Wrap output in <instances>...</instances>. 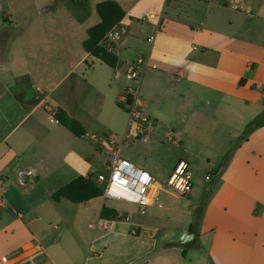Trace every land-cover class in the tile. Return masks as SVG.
<instances>
[{
	"label": "crops",
	"instance_id": "0c3cea01",
	"mask_svg": "<svg viewBox=\"0 0 264 264\" xmlns=\"http://www.w3.org/2000/svg\"><path fill=\"white\" fill-rule=\"evenodd\" d=\"M42 1L46 5L33 11L0 3V264H264V126L241 139L264 107V0H126L127 7L116 0L125 17L116 26L120 39L105 43L118 57L111 68L116 76L102 78L106 92L82 74L55 96L63 80L89 63L85 50L52 89L43 88L47 101L85 132L126 134L129 116L120 103L129 83L126 67L145 58L139 93L159 123L152 135L170 133L180 144L190 136L211 165L203 182H194L192 173L186 206L155 202L150 193L145 214L116 209L103 197L82 204L52 200L78 176L98 173L78 149L83 138L37 116L46 112L35 100L41 85L26 68L25 48L9 53L33 27L74 30L85 21L61 0L55 6L48 5L54 0ZM36 56L30 52V59ZM90 64L86 73L97 67ZM192 155L179 160L190 163ZM211 155L222 160L216 171ZM20 179L25 189L31 186L21 194L30 201H8L10 191L3 187ZM65 202L76 207L68 216L66 208L51 204ZM104 207L121 219H102Z\"/></svg>",
	"mask_w": 264,
	"mask_h": 264
},
{
	"label": "rangeland",
	"instance_id": "374dc122",
	"mask_svg": "<svg viewBox=\"0 0 264 264\" xmlns=\"http://www.w3.org/2000/svg\"><path fill=\"white\" fill-rule=\"evenodd\" d=\"M101 1L105 0H61V4L69 6L70 8H73V10H76V15L86 16L85 21L81 23V25H78L74 30L63 28L50 29L33 27L26 34L19 35L18 40L22 41L20 45L19 42L18 44L13 45V49L9 51L10 55L16 56L19 53L23 54V48H25V53L28 57L26 68L36 73V79L40 81L39 83L43 88L48 87V90L52 89V86L57 81L65 77L67 73L72 69L76 61L75 57H77L80 52H84L82 41L88 38L87 29L93 27V25L97 24L100 21V18L96 12V5ZM0 3L6 4L8 6H17L21 4L23 6H28L32 11L35 7L46 5L45 1L42 0H2V2L0 1ZM48 5L55 6L57 5V3L54 0L53 2H49ZM121 5L123 7H127L126 0L123 1ZM2 16L3 13L0 12V19ZM70 33H73V36H71ZM27 43H29V46L26 45ZM25 45L27 46V48L25 47ZM20 46V51L15 49L16 47ZM30 52H34L35 54H37V56L34 59H30ZM21 59L23 62H27L26 58L23 55ZM92 61L97 64V67L95 71H89V73H86V69L90 70L94 67L92 64H90V62ZM102 69L105 70V75H103ZM72 74L73 76L71 78L68 79V76L61 82V85L57 89L58 91H56L55 93L56 97L62 91V89L73 82L76 76L81 77V75L83 74L85 75V78L87 77V79H92L102 89L103 92H106V87L102 83V78L106 77L107 74H113L114 76H116V74H114L113 70L110 67H107L106 65H98L93 56L91 57L88 64L83 65L80 69ZM263 111L264 107L262 112ZM262 112H260V114ZM46 114L47 113H42V110H40L38 111L37 116H40L44 120H47L48 115ZM47 124H50L52 126V123L49 120L47 121ZM106 136L115 137L120 141L124 138L125 134L109 133ZM99 137L104 138V136ZM150 137L151 140L146 143L132 138L126 140V143L123 144L121 148L122 156L126 159H131V162L134 161L132 160L134 158L135 162L132 163L142 168L146 172L151 173L157 179L150 192L152 193V199L154 198L153 201L157 202V199H160V201L164 200L167 202H172L174 203V205L177 204V206H180V208H182L186 206V201L189 198L187 196H181L174 192L172 189L168 188L166 185H164V181L169 178L178 160L182 157H185V154L188 152V154L192 153L194 155H192L190 162L191 172L193 173V181H196V183L201 181L203 182V180H205V177L211 174V172L209 171L211 165L206 162L204 156V154L206 153L205 149L203 147L199 148L196 145L195 141L190 139V136L184 139L182 144H180L178 140L179 145L168 140L167 138H159L154 135H151ZM84 140L85 142L77 140L79 146L78 149L85 150V153L88 155V157H90L92 163L97 169L98 174H108V171L105 167V161L107 158L105 151L96 149V145L99 146L98 144H94L86 139ZM67 149H70V145ZM229 152L230 150H227L226 158L228 157ZM132 156L133 158H131ZM211 159L213 163H217V166H215L214 168V170L216 171L222 160L220 159V161H218V158L213 155H211ZM23 185L24 184L20 179L17 184H11L10 182L7 186L3 187V189H8V191H10V194L7 195V199H9L8 201H16L18 203L20 202V199L22 201H30V199H24L21 194H24V192L26 191H31V186L25 189ZM197 187L200 190H204L205 184H203L202 186V184L200 183L197 185ZM164 188L168 190H164ZM155 193L158 194L156 195ZM149 195L151 196V194ZM51 204L52 206L57 208V210L66 208V216H68V212L70 211L69 208H76L75 205L67 202L63 203L67 204L65 205L66 207H63L64 205H56L55 203ZM109 204L119 210H139L137 206L128 204L123 201L109 200ZM54 224L56 223L53 222L51 229H54ZM48 228L50 227L48 226ZM44 244L49 243L44 242ZM190 254H192V251L190 252Z\"/></svg>",
	"mask_w": 264,
	"mask_h": 264
},
{
	"label": "built area",
	"instance_id": "2783aa9c",
	"mask_svg": "<svg viewBox=\"0 0 264 264\" xmlns=\"http://www.w3.org/2000/svg\"><path fill=\"white\" fill-rule=\"evenodd\" d=\"M121 35L122 31L114 27L105 36L104 41L109 44L120 39ZM144 65H146L145 58L139 57L128 63L126 67V79L129 83L120 96V103L129 116V128L124 138L120 141L109 136L101 138L89 132H85L83 135V139L101 146L107 156L108 174L99 173L96 175V180L103 189L102 197L106 200L135 204L138 206L140 214L146 213L149 194L157 179L151 173L124 158L121 148L129 138L148 140L159 127L157 120L147 113L145 102L139 93L141 69ZM35 100L39 106L43 107L50 121L60 124L56 117V109L47 101L42 86L36 87ZM166 138L179 145L178 140L170 133ZM2 183L3 181L0 179V207L4 204L1 192ZM165 185L181 196H188L193 188L190 163L185 159L179 160L172 174L165 181ZM133 233H136V229H133Z\"/></svg>",
	"mask_w": 264,
	"mask_h": 264
},
{
	"label": "trees",
	"instance_id": "16d2710c",
	"mask_svg": "<svg viewBox=\"0 0 264 264\" xmlns=\"http://www.w3.org/2000/svg\"><path fill=\"white\" fill-rule=\"evenodd\" d=\"M96 12L100 22L88 29V38L83 42V47L86 53L114 69L118 63V57L106 46L104 39L108 32L123 20L125 11L116 1L105 0L96 5ZM262 91L264 94V89ZM56 117L74 136L83 138L85 131L75 118L69 116L63 109L56 110ZM263 126L264 111L247 124L241 139H246L250 133ZM102 194L103 189L96 180V174L89 173L86 176H78L60 188L52 195V200L60 202L65 199L73 204H82L102 197ZM101 218L104 220L121 219L118 212L109 207L102 209Z\"/></svg>",
	"mask_w": 264,
	"mask_h": 264
},
{
	"label": "water",
	"instance_id": "95a60500",
	"mask_svg": "<svg viewBox=\"0 0 264 264\" xmlns=\"http://www.w3.org/2000/svg\"><path fill=\"white\" fill-rule=\"evenodd\" d=\"M183 238H185V236H184ZM188 238H189V237H188Z\"/></svg>",
	"mask_w": 264,
	"mask_h": 264
}]
</instances>
